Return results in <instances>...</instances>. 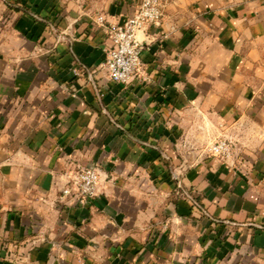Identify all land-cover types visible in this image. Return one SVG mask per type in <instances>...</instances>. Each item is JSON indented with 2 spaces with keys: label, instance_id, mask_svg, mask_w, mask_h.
Returning a JSON list of instances; mask_svg holds the SVG:
<instances>
[{
  "label": "crops",
  "instance_id": "0c3cea01",
  "mask_svg": "<svg viewBox=\"0 0 264 264\" xmlns=\"http://www.w3.org/2000/svg\"><path fill=\"white\" fill-rule=\"evenodd\" d=\"M137 1L0 0V264H264V0H166L116 84Z\"/></svg>",
  "mask_w": 264,
  "mask_h": 264
},
{
  "label": "built area",
  "instance_id": "2783aa9c",
  "mask_svg": "<svg viewBox=\"0 0 264 264\" xmlns=\"http://www.w3.org/2000/svg\"><path fill=\"white\" fill-rule=\"evenodd\" d=\"M165 2L166 0H138L134 13L123 23L107 27L110 44L104 49L105 58L101 66L112 82L127 85L134 78L143 75L142 44L137 36L146 27L161 24ZM96 22L101 26L105 25L102 18H97ZM75 74L80 75V72ZM209 152L228 158L231 154L230 142L218 140L210 146ZM99 180L97 168L91 166L79 169L69 175L63 197L71 198L76 204H85L96 196Z\"/></svg>",
  "mask_w": 264,
  "mask_h": 264
},
{
  "label": "rangeland",
  "instance_id": "374dc122",
  "mask_svg": "<svg viewBox=\"0 0 264 264\" xmlns=\"http://www.w3.org/2000/svg\"><path fill=\"white\" fill-rule=\"evenodd\" d=\"M97 23V22H96ZM231 155V154H230ZM93 167H95V168H97L98 169V167H96V166H93ZM253 264H256V263H253Z\"/></svg>",
  "mask_w": 264,
  "mask_h": 264
}]
</instances>
